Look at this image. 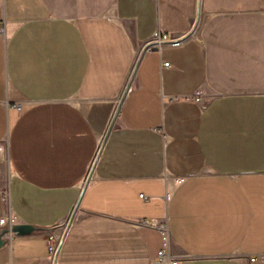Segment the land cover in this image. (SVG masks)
Returning a JSON list of instances; mask_svg holds the SVG:
<instances>
[{
    "label": "crops",
    "instance_id": "crops-1",
    "mask_svg": "<svg viewBox=\"0 0 264 264\" xmlns=\"http://www.w3.org/2000/svg\"><path fill=\"white\" fill-rule=\"evenodd\" d=\"M0 149V264H263L264 0H0Z\"/></svg>",
    "mask_w": 264,
    "mask_h": 264
},
{
    "label": "water",
    "instance_id": "water-1",
    "mask_svg": "<svg viewBox=\"0 0 264 264\" xmlns=\"http://www.w3.org/2000/svg\"><path fill=\"white\" fill-rule=\"evenodd\" d=\"M198 11H199V1H198V5H197V11H196V18H195V21H194V23L191 25V29H190V31H188L185 35H183V36H181V37H179L178 39H172V40H166L165 42L164 41H162L164 44L166 43V42H179V41H181L183 38H186V37H188V36H190L191 34H192V32L194 31V29L196 28L195 27V25L198 23V18H199V14H198ZM156 42L157 41H150V40H148V41H146V43H144L142 46H141V48H140V51H139V53L137 54L138 56H137V59H136V62H135V64L132 66V71H131V73H130V75H129V77H128V79L126 80V84H125V86H124V88H123V90H122V92H120V97H119V99H118V104L116 105V110H115V112L113 113V115H112V117L110 118V120H109V125H108V127H107V130L105 131V133H104V138H103V140H102V142H101V144L98 146V151H97V154H96V156H95V158H93V163H92V167H91V169H90V171H88L87 172V177H86V180H85V182H84V184H82V186H81V193H80V195H79V198H81V195H82V193H83V191H84V186H85V184L87 183V181H88V179L91 177V172L93 171V167H94V164H95V160H96V158H98V155H99V152H100V150H101V145H103V143H104V141H105V138H106V134H107V132L108 131H110V129H111V127H112V125H113V123H114V119H116V117H117V114H118V111H119V105L121 104V102H122V100H123V98H124V96H125V93L126 92H128V90H129V86H130V81H131V79L133 78V76H134V73H135V66L137 65V63L139 62V60H140V57L142 56L141 54L143 53V52H145L147 49H150V48H152L153 47V45L154 44H156ZM79 198L76 200V203H75V205H74V207L72 208V210L69 212V216H68V218H67V220H66V222H65V225H63V233H62V235H61V237L59 238V243H58V245H57V248H56V250L54 251V255H53V264H55V262H56V256H57V254H56V252H57V250H58V248H59V245H60V243H61V238L64 236V234L67 232V230H68V226H69V224L71 223V221H72V219H73V217H74V212L76 211V209H77V207H78V204H79ZM38 230H40V228H37V227H35L34 225H32V224H30V225H28V224H25V223H22V224H17V225H15V224H13L12 226H10V227H6V228H4V231H2V233H1V235H0V248L1 247H4V245L6 244V237H10L11 235H14L15 237H17V236H28V237H30V235H33L36 231H38Z\"/></svg>",
    "mask_w": 264,
    "mask_h": 264
},
{
    "label": "built area",
    "instance_id": "built-area-1",
    "mask_svg": "<svg viewBox=\"0 0 264 264\" xmlns=\"http://www.w3.org/2000/svg\"><path fill=\"white\" fill-rule=\"evenodd\" d=\"M1 29L4 30V27L1 26ZM149 40L150 41H157L156 44H154V45L160 46L163 43L162 41L165 42L166 40H171V39H169L167 36L159 35L158 33H154L152 39H149ZM170 43H176V42H170ZM167 64H168V62L164 63L163 66L166 67ZM200 96H201V92L196 91L195 96H194V100L198 103L201 102ZM200 105H202V107H205V105L203 103ZM2 155L4 156V154H2ZM141 196H142V194L140 195V197ZM9 197H10L9 193L5 192L3 202L8 203V200H10ZM10 220H11V217L4 216L3 219L0 220V226L2 228L12 226L13 224H10ZM165 221L166 220L160 221V223H157V224L152 222V221H150V222L147 221V222H142V223L145 226H153L154 228L157 229V231L159 233L161 247L157 250V252L155 254V259L153 260V263H155V264H177L178 263L177 258L176 257L174 258L171 255V252L167 249L168 240H169V237H168L169 230H168V225L166 224ZM52 238H53V235H48L49 252H51V253L56 250V247H55L56 244L54 243ZM247 260H249L250 263H253V261L261 260L264 264V255H262V254L253 255V257H247Z\"/></svg>",
    "mask_w": 264,
    "mask_h": 264
}]
</instances>
